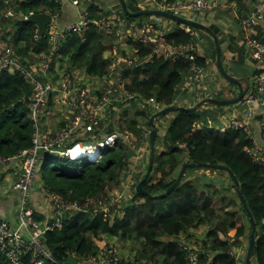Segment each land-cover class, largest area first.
I'll list each match as a JSON object with an SVG mask.
<instances>
[{"label": "trees", "instance_id": "obj_1", "mask_svg": "<svg viewBox=\"0 0 264 264\" xmlns=\"http://www.w3.org/2000/svg\"><path fill=\"white\" fill-rule=\"evenodd\" d=\"M231 1L236 3L239 13L247 12L244 0ZM126 2L130 12L137 11L130 0ZM10 6L14 15L5 17ZM62 6L45 0H0L2 38L8 39L6 47L14 51L25 68H30L27 62L29 57L38 58L51 52L48 30L43 36L37 33L35 39L37 30L26 21L27 17L35 13L57 14V25H60ZM88 11L93 17L101 18L109 10L98 0H88ZM125 17L128 21L140 19ZM179 26L180 24H175V28L166 35V41L173 46L193 42V34L185 32ZM208 27L216 33L221 46L223 40L218 28L212 24ZM99 37L92 25L87 28L83 39L66 37L57 52V61L64 62L67 67L82 69L89 78L103 77L109 72L111 62L103 56L106 48ZM134 46L140 58L148 56L141 44ZM234 48L237 53L236 63L241 65L246 59L241 43L235 46L231 42L229 51L234 52ZM211 56L214 60L213 50ZM199 61L201 63L203 58H199ZM61 69L68 72L63 66ZM188 71V62L148 57L143 68L125 71L123 82L134 98L144 101L153 99L159 106L167 107L173 104L177 89ZM32 95V87L20 71L0 72V158H14L32 148L33 124L28 118L29 98ZM201 111L172 113L174 117L163 138L157 135L155 139L152 171L142 187L152 195L163 193L175 181L184 163L222 165L229 168L237 179L257 228L252 264H264V169L255 165L245 153L250 147V141L242 132H219L206 125L198 129L197 124L203 120ZM120 116L126 120L127 110H123ZM136 116L146 119L147 111L143 109L136 112L123 122V132L132 135L135 140L126 141L123 135L117 136L114 145L105 147L95 162H88L86 158L71 161L61 155L54 157L55 159H47L42 168L38 167L35 178L42 184L46 194H58L68 204L83 206L85 201L89 203L87 213L78 211L69 220H65L62 228L45 232L44 245L52 259L61 264L72 256L78 259V264H95L91 259L103 247L116 248L115 244L106 243L100 248L96 245L105 236L102 240L106 242L107 239L116 238L123 244L138 240L141 254L135 256V264H189L184 250L187 247L186 239L193 241L190 247L196 254V264H237L228 254L237 242H230L229 237L237 241L245 237L248 244L250 228L246 214L237 200L238 209L226 210L216 220L217 206L204 188L206 174H226L225 172L207 168L187 169L181 184L162 199H151L134 189V196L122 203L120 208L117 203L111 204L107 193L120 184L130 165L131 148L141 141L142 130L134 120ZM146 126L148 127L147 123ZM102 132H114L113 126L107 124ZM160 138L167 146L165 152L157 151ZM199 172L204 174L194 178L189 175ZM231 188L234 189L232 182ZM100 200L106 205L107 212H102ZM32 211L33 218L44 228L46 225L40 223V217L33 206ZM110 215H113L112 219ZM213 220L216 221L212 223ZM203 232H206V236L200 240L199 236ZM32 257V253L27 252L22 264H33ZM126 257H119V263L133 264L129 259H124ZM0 264H9L1 254ZM42 264L51 263L45 260Z\"/></svg>", "mask_w": 264, "mask_h": 264}, {"label": "built area", "instance_id": "obj_2", "mask_svg": "<svg viewBox=\"0 0 264 264\" xmlns=\"http://www.w3.org/2000/svg\"><path fill=\"white\" fill-rule=\"evenodd\" d=\"M45 1L52 2L55 5L69 3L71 6L79 8V12L76 21L61 30L57 25L58 15H51L46 12L51 15L52 19L51 24L47 27L48 44L51 52L38 57L37 68H25L10 47H4L0 52V72L20 71L32 87L33 92V95L29 98L30 113L28 115L33 124V146L30 150L23 151L14 158H0V169L11 167L14 162H20L17 179L12 184V189L20 194L19 225L17 229L13 230L7 222L0 220V254L4 256L9 264H22L27 252L32 253L33 264H42L45 260L51 264H58L45 248V232L62 228L69 210L77 213L78 211L88 212V201H85L83 206L74 203L68 204L63 201L60 195L48 192L52 218L44 228L40 227L39 222L32 216L31 204L33 181L40 166V161L45 162L49 158L52 159L61 155L68 157L71 161L82 158L89 159L86 155L73 158L71 152L76 146H80L85 151L97 150L98 157L92 159L95 162L100 158L105 147L114 145L118 136L115 130L110 134L102 132L105 126L109 124L106 123L108 119L106 122L102 120V116L108 117V110L120 106L129 107L130 105L132 107L138 103V107L143 106L146 111L149 107L147 121L151 115L165 107L159 106L153 99L144 101L143 99L134 98L133 94H130L124 86L123 74L125 71L143 68L148 57L171 62L185 61L189 63V71L185 76L188 84L191 87L207 90L206 68L210 63H214L212 59L209 60L206 56L200 55L199 47L195 43L196 31L192 32L193 29L180 24L179 28L193 34L194 41L183 46L170 45L165 37L168 33L167 24L172 21L159 16H143L139 17L140 19L128 21L126 15L121 11L119 0L117 6H105V9L108 8L109 11L104 12L105 14L101 18L93 17L90 14L88 0ZM130 2L137 11L159 10L194 21H196V17L206 16L216 10H224L230 13L232 20L237 24L244 55L254 64L255 72L252 75L247 92L241 101L237 103L243 110L241 116L235 113L227 120L226 125L218 129L211 122L203 123L202 121L197 124V128L201 129L206 125L208 128L216 129L219 132L228 130L242 132L245 138L250 141V147L246 149L245 153L255 165L264 169V114L260 119L261 143L255 141L249 129L253 120V111L250 106L254 104L264 110V3L249 12L239 13L236 3L231 0H130ZM91 25L100 35L99 39L113 35L118 43L124 41L134 47L135 52L126 55L123 61L127 67L120 68L117 63L116 65L111 64L106 75L101 78L93 77L99 81L96 94H92L83 85L73 82L71 67H67L64 62H61V65L68 72H64L58 83L50 82L45 74L49 65L58 60L57 52L61 49L66 37L75 36L83 39L87 28ZM37 33L34 35L35 39ZM134 44H141L147 50L148 56L140 60ZM199 58H203L201 63ZM41 73L43 76L40 75ZM53 106H59L69 112L65 115L67 119L71 114L73 119L70 128L65 127L57 131L44 130V127H42L43 121L51 116ZM74 131H81L83 137L76 138L74 136L76 132ZM148 134L149 129L142 132L140 137L145 139ZM73 137H75V140H73ZM124 139H129V136H124ZM78 140H82L83 143H74ZM108 194L109 192L107 197ZM109 199L111 204H114L113 198ZM99 205L100 208H103L102 212H107V207L102 203V200H100ZM112 217L113 215H110V218ZM184 250L189 264H196L197 257L192 248L184 247ZM228 254L237 261L239 256L234 250H230ZM76 260L78 262V259ZM91 261L95 264H120L119 256L113 247L102 248Z\"/></svg>", "mask_w": 264, "mask_h": 264}, {"label": "crops", "instance_id": "obj_3", "mask_svg": "<svg viewBox=\"0 0 264 264\" xmlns=\"http://www.w3.org/2000/svg\"><path fill=\"white\" fill-rule=\"evenodd\" d=\"M101 5L105 6H117L118 5V0H98ZM245 5L247 6V12L255 9L256 7H259L261 4L264 3V0H244ZM79 12V8H75L71 6L69 3H65L62 8H61V15H60V25L59 29L65 28L67 25L74 23L77 19ZM196 21L206 25L210 26V24L216 26L219 30L220 37L223 40V43L221 44V51H222V56H223V65L226 71L231 74L232 76L238 78L241 80L243 88L245 87V84L248 85L250 84V81L252 79V75L254 74V64L249 60V59H244V62L239 65L236 63V49L234 48V52L231 50L229 51L228 46L232 42L235 46H239L240 42V37H239V32L237 28V24L235 23L234 20H232V17L230 13H227L224 10H216L214 13H210L206 16L202 17H196ZM174 22L168 23L167 24V31L168 33L175 28ZM167 33V34H168ZM2 34L0 32V42L2 39ZM195 43H197V46L199 47V53L200 55L206 56L209 60L212 59L211 53L213 50V45L212 42L203 36V34L199 31H196L195 34ZM3 40V39H2ZM102 45L105 46L106 50L104 51V58L108 59L111 64L117 63L120 68H126V64L123 63L125 60L126 55H130L135 52V49L133 46L129 45L128 42H117L118 40L114 38L113 35H110L108 37H101L100 38ZM6 47V45L0 43V52L1 50ZM140 60L143 58L138 57ZM213 60V59H212ZM214 61V60H213ZM28 65L30 68H35L38 64V58H33L29 57L27 59ZM61 61L53 62L51 65L48 67V71L45 74V77L53 83H58V81L61 79L62 75L64 74V71L61 69ZM207 69V90H203L201 88H195L191 87L188 82L187 78L184 77L181 85L177 89V93L174 96V101L172 105L176 106H184L187 108H190L203 100L204 98H211V99H230L233 98L237 94V88L235 86H232L228 84L225 80H223L215 67V63H210V65L206 68ZM257 72V71H256ZM71 74L73 75V82H77L78 85H83L88 91H90L92 94H96L98 90V84L99 81L98 79L95 78H89L86 76L84 71L77 70L75 68H71ZM136 105V104H134ZM118 106V105H116ZM53 110H56V112L51 113V116L47 117L44 119L42 127L44 126V130L46 131H57L61 128H65L66 125L64 122H61V118L58 116V114L61 115H66L69 112H66L64 108H61L59 106H53ZM125 106H120L117 107L113 110H108V117L102 116V120L106 122L107 118H109L113 113L112 116L115 114L119 113V110H121ZM251 110L253 111V120L250 123V131L255 139L256 142L261 143V138H260V119L264 114V110L262 108H259L256 105H251ZM132 107L126 106L124 109H122L120 112L123 110L130 109ZM140 108V107H138ZM152 110V109H151ZM150 110V111H151ZM201 114H202V122H211L215 128H221L224 125H226L227 120L232 117L235 113L238 114L239 116L242 115V108L240 105H231V106H226V107H215L212 105H206L204 107L200 108ZM58 111V112H57ZM114 111V112H113ZM141 111V109L137 110L136 112ZM149 111V107L147 112ZM174 113V112H173ZM128 114L127 117L128 118ZM55 117L56 122L54 124H51L50 126L49 123L51 120ZM174 115L172 113L163 116L162 118L158 119L155 121V126L156 129L158 130V136H162L165 133V130L169 123L172 121ZM119 118V116H118ZM117 118V119H118ZM73 117L68 118L72 122ZM147 119V118H146ZM106 123H110L108 120ZM147 123V122H146ZM145 123V125H146ZM140 126V125H139ZM149 129V127H148ZM216 130V129H215ZM79 132V134H78ZM76 132L74 135L75 137H83V133L81 131ZM78 135V136H77ZM123 136L128 135L129 139L128 140H133V136L127 133L122 134ZM126 138V137H125ZM141 138V137H140ZM159 139L157 142V151L158 152H165L166 145L163 139ZM135 139V138H134ZM148 136L144 139L141 138V141L139 144L131 148V153H130V165L128 166V169L124 172L123 178L121 179L120 184L118 185V188L123 189V190H128L132 191V194L130 195L131 198L134 196V189L137 185V183L142 179L144 175V171L146 170L147 165L145 164L146 161V155L148 152ZM164 149V150H163ZM145 167V170H144ZM20 169V162H14L11 167H4L3 169H0V220L5 221L8 223V225L11 227V229L15 230L17 229L19 225V218H18V209H19V200H20V194L18 191H15L12 189V184L14 181L17 179V175L19 173ZM198 173H195L194 175H191V178L194 177H199L196 175ZM219 173L215 174H206L205 178L207 181H205L206 185H204L205 190H211L212 188L216 187L219 188L217 189V192L215 194H218V190H227L226 194H228V190L231 189V191H234V189L231 188V182L230 179H225L218 175ZM224 175V174H223ZM154 178V181H156V178L154 177V174L152 175ZM123 180V181H122ZM48 193V192H47ZM235 193V191H234ZM235 197L237 198L236 194ZM130 198V199H131ZM212 198V197H211ZM237 200L236 199V204L235 203H230L231 206H225L223 207L222 211L216 210V215L215 219L218 220L221 218L224 214V211L228 210L230 211L231 209H237ZM126 203L127 201L124 199L123 201H119L117 204L118 208L122 205V203ZM31 204L33 206V209L35 212H37L38 216L40 217V223L42 225H46L52 218V212H51V207H50V202H49V197L45 193L44 188L42 187V184L37 181V178H35L34 183H33V189L31 192ZM218 206V205H216ZM77 212H74L72 210H69L67 212V218L66 220H69L74 214ZM113 218V217H112ZM111 218V219H112ZM216 220H213L212 223H214ZM105 236L101 237V241L96 242V245L100 248L106 242L102 239H104ZM245 238V237H244ZM244 238H242L240 241L235 240L231 237H229L230 242H237L236 244H233V250L238 254V259L236 261L237 264H244V253L246 254V249H247V244L245 245L244 243ZM191 241V242H190ZM192 239H186V245L187 247L191 246ZM131 243L132 247L135 246L136 250L135 252L138 254H141L139 252V241L136 240L133 242H128ZM114 244V242L110 243ZM121 244L124 246L121 242ZM116 245V252L119 257H122L121 249L118 244ZM137 256V255H136ZM126 257V256H124ZM235 260V259H234ZM131 262L135 264L134 259H131ZM252 264V263H251Z\"/></svg>", "mask_w": 264, "mask_h": 264}, {"label": "water", "instance_id": "obj_4", "mask_svg": "<svg viewBox=\"0 0 264 264\" xmlns=\"http://www.w3.org/2000/svg\"><path fill=\"white\" fill-rule=\"evenodd\" d=\"M120 8L121 11L124 15L130 18H139L143 16H159L162 18H165L167 20H170L174 23L182 24L188 28H191L196 31H200L204 33L206 36H208L211 39L212 45H213V52H214V63L216 70L219 74V76L225 80L228 84L235 86L237 88V94L230 99H211V98H204L194 106L187 108L184 106H176V105H170L167 107H164L160 109L159 111L155 112L153 115H151L148 120H147V125L149 127V134H148V145H149V153H148V163L146 167V171L142 177V179L137 183L135 190L137 192H142L146 196H148L151 199H162L166 197L169 193H171L174 189H176L182 181V178L185 176L186 170L187 169H195V168H207L210 170H218L225 172L226 175L229 177L230 181L233 184L235 194L237 196L238 202L240 206L242 207L243 211L246 214L247 220H248V225L250 228V233L248 236V244H247V249H246V254L244 258V264H251L253 257H254V245H255V233H256V224L251 216L246 204L245 200L241 194V191L239 189V185L237 182V179L231 172V170L225 166L222 165H210V164H203V163H184L180 169V172L175 179V181L163 192L157 195H152L146 191H144L142 185L143 183L148 179L153 163H154V144H155V139L157 137V129L155 126V121L162 118L165 115H168L173 112H186V113H194L198 111L201 107H204L206 105H212L215 107H226V106H231L234 104H237L241 101L243 98L244 94L248 90V82L245 84V87L243 88L241 80L238 78L232 76L229 74L226 69L224 68V65L222 63V51H221V46L219 43V39L216 35V33L211 30L208 26L191 20L187 19L169 12H164V11H159V10H150V11H145V10H140L136 12H130L127 7L126 0H119ZM51 15L48 13H35V14H30L26 21L32 25L35 26L38 34L40 36H43L47 30V27L51 24ZM69 118L71 120L72 116L69 114ZM206 236V232H203L200 236L199 239L203 240ZM64 264H78L77 260L73 258L72 256H69Z\"/></svg>", "mask_w": 264, "mask_h": 264}, {"label": "rangeland", "instance_id": "obj_5", "mask_svg": "<svg viewBox=\"0 0 264 264\" xmlns=\"http://www.w3.org/2000/svg\"><path fill=\"white\" fill-rule=\"evenodd\" d=\"M14 15V13H13V8L10 6V9H8L7 11H6V13H5V17H12ZM1 29V28H0ZM4 37H5V35H4ZM3 39V40H2ZM1 39V42H2V44H9L8 43V39L7 38H2ZM0 42V43H1ZM37 58V57H36ZM20 61V60H19ZM51 62V61H50ZM35 68H37V66L35 67ZM30 70V69H29ZM41 76H43V74L41 73L40 74ZM39 74H38V76H40ZM138 106H139V104L137 103L136 105H133L132 106V108H130V109H128V111H127V114L129 115L128 116V118L130 119V117H132V116H134L135 115V113H136V111L137 110H139V109H143L144 107L143 106H141V108H138ZM125 107H123L122 109H124ZM121 109V110H122ZM121 110H119V113H117V114H115L114 116H110L109 118H107L108 119V121L110 122L109 124L111 125V126H113V130H115V132L117 133V135L118 136H120V135H122L123 134V122L124 121H126L125 119H122L121 118V114H122V112H120ZM142 111V110H141ZM56 112V110H53L52 111V113H53V115H54V113ZM58 112V111H57ZM114 112V111H113ZM58 116L61 118V122H64L65 123V125H66V128H70L71 126H72V122L70 121V120H68L64 115H59L58 114ZM118 116H119V118H118ZM53 118V117H52ZM118 118V119H117ZM134 120H136V122L140 125V127H141V130H142V132H146V130H148V127L145 125V123L147 122L146 121V119H144V118H140V117H138V116H136L135 118H134ZM56 122V120H55V117L51 120V122L49 123V125L48 126H50L51 124H54ZM45 126V125H44ZM43 126V127H44ZM51 127V126H50ZM126 133V132H125ZM78 136V135H77ZM77 138V137H76ZM73 140H75V137H73ZM135 139L133 138V140L132 141H134ZM164 150V149H163ZM162 152H164V151H162ZM148 153H149V147H148V152H147V155H146V159H145V161H146V165H147V163H148ZM56 158V157H55ZM54 158V159H55ZM80 160V159H79ZM44 166V161H40V167L42 168ZM144 170H145V167H144ZM146 171V170H145ZM144 171V172H145ZM192 174H195V173H190L189 175H192ZM204 173L203 172H199L198 174H196V175H198V176H202ZM188 175V174H187ZM186 175V176H187ZM218 175H220L221 177H223V178H225V179H228L229 177H227L226 176V174H224L223 175V173H219ZM229 180V179H228ZM123 181V180H122ZM231 186V185H230ZM220 188V187H219ZM219 188H216V187H214V188H212L211 190H207L206 192H207V194L210 196V197H212V200H213V202L215 203V205H218L217 207H220L219 208V210L218 211H222L221 210V208H223L224 206H225V204H226V206L228 207V206H231V204L230 203H235L236 204V197H235V193H234V191H231V189H229L228 190V194H226V192H227V190H222L221 191V189L220 190H218V194H215L216 192H217V189H219ZM113 190V191H112ZM111 191V192H110ZM109 191V194H108V197L109 198H113V202L114 203H117L118 201H120L121 199L123 200V199H125L126 201H128L130 198H131V194H132V191H128V190H123V189H120V188H118V186L117 187H114V188H112L111 190ZM236 208L238 209V205H236ZM160 213H162V211L160 210ZM106 242V241H105ZM112 242H114V244H118L119 245V247L121 248V252H123L122 254L123 255H121L122 256V258L124 257V256H127L126 258H124V259H129L130 261H131V259H134L135 258V256L136 255H138V253H136L135 252V250H136V247L135 246H133L132 247V245H131V243H124L125 245L123 246L122 244H121V241L118 239V238H116V240H113V239H107V244H110V243H112ZM191 242V241H190ZM244 243H245V245L247 244V240H246V238H244ZM192 244V243H191ZM104 248V247H103ZM246 252V251H245ZM244 255V258H245V253L243 254ZM142 256V255H141ZM121 258V259H122Z\"/></svg>", "mask_w": 264, "mask_h": 264}, {"label": "bare ground", "instance_id": "obj_6", "mask_svg": "<svg viewBox=\"0 0 264 264\" xmlns=\"http://www.w3.org/2000/svg\"><path fill=\"white\" fill-rule=\"evenodd\" d=\"M73 158H77L80 155H86L89 160L95 159L98 157L97 150H83L80 146H76L73 151L71 152Z\"/></svg>", "mask_w": 264, "mask_h": 264}, {"label": "clouds", "instance_id": "obj_7", "mask_svg": "<svg viewBox=\"0 0 264 264\" xmlns=\"http://www.w3.org/2000/svg\"><path fill=\"white\" fill-rule=\"evenodd\" d=\"M79 160V159H78ZM75 161H77V160H75ZM87 161L88 162H94V161H92V160H89V159H87ZM38 171V170H37ZM67 217V216H66ZM74 258V257H73Z\"/></svg>", "mask_w": 264, "mask_h": 264}]
</instances>
